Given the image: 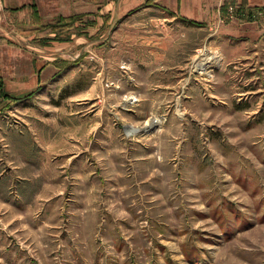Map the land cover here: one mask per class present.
I'll use <instances>...</instances> for the list:
<instances>
[{"label":"rangeland","instance_id":"374dc122","mask_svg":"<svg viewBox=\"0 0 264 264\" xmlns=\"http://www.w3.org/2000/svg\"><path fill=\"white\" fill-rule=\"evenodd\" d=\"M151 5L9 11L43 73L0 91V264H264V8Z\"/></svg>","mask_w":264,"mask_h":264},{"label":"crops","instance_id":"0c3cea01","mask_svg":"<svg viewBox=\"0 0 264 264\" xmlns=\"http://www.w3.org/2000/svg\"><path fill=\"white\" fill-rule=\"evenodd\" d=\"M33 1L37 3L40 14L44 15L46 2L53 3L56 0H0V28L3 23H7L9 11L29 6ZM146 1L133 0V3H130V0H124V7L129 10H137V8L153 7L151 5L153 3L156 4V8L163 11L177 13L188 20L199 22L204 20L208 9L214 6L221 7L224 0H152L149 1L151 3ZM248 4L249 7L260 6L264 8V0H248ZM33 57L31 53H0V91H4V93H31L33 89L39 86L38 75H42L43 71L37 70L35 74ZM3 59L8 62L6 70L1 66ZM21 78H25L27 82H23Z\"/></svg>","mask_w":264,"mask_h":264},{"label":"bare ground","instance_id":"6f19581e","mask_svg":"<svg viewBox=\"0 0 264 264\" xmlns=\"http://www.w3.org/2000/svg\"><path fill=\"white\" fill-rule=\"evenodd\" d=\"M209 54H210V53H209ZM214 58H217V57H214ZM208 60H209V59H208ZM199 67H200V66H199ZM202 73H203V72H202ZM150 124H156V125L158 124V125H159V124H161V123H160V120H159V119H153V120L151 121ZM134 129H135V128H134ZM134 131H137V130H130V132H132V133H133Z\"/></svg>","mask_w":264,"mask_h":264}]
</instances>
